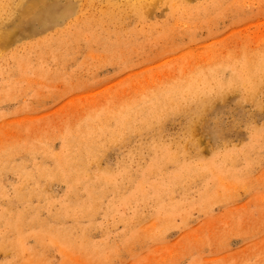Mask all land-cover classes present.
I'll use <instances>...</instances> for the list:
<instances>
[{"label":"rangeland","instance_id":"374dc122","mask_svg":"<svg viewBox=\"0 0 264 264\" xmlns=\"http://www.w3.org/2000/svg\"><path fill=\"white\" fill-rule=\"evenodd\" d=\"M239 7L241 14L225 19L223 32L213 38L202 35L189 49L202 52L209 46H228L234 40L241 41L237 47L244 44L242 41L256 44L264 40V0H245ZM63 27L24 38L3 52L9 53L21 44L39 41L46 35L54 36ZM137 28H141L140 23L133 22L130 30ZM238 36L241 38H235ZM189 49L166 51L159 58L142 64V60H137L136 66L127 70L105 62L108 54L100 47L80 50L63 66L49 60L42 63L44 67L35 66L39 61L33 58L31 69L23 66L0 88V157L7 156L12 165L24 168V178L30 175L33 181L25 180L24 189H34L38 193L30 200L32 206L39 201L44 204L41 212L35 209L27 214V218L43 223L47 220L51 228L62 227L60 233H65L63 239L50 237L44 240L40 236L43 230L47 231L46 227L35 223L22 230L26 242L24 250H0V264H250L264 257V152L251 171L247 162L233 157L235 149L249 143V127L264 124V99L259 109L253 105L241 106L237 97L229 95L224 108L223 105L215 108L209 122L218 132L225 133L224 140L217 132L215 142H208L201 137L202 128L195 130L200 145L198 150L190 153L196 158L197 166L218 160L219 154L231 153L221 159L223 175L209 181L207 190L204 180L186 185V191L181 187L170 191L167 186L161 187L156 194L146 195L144 202L136 203L135 208L141 215L135 219L138 222L126 223L130 213L124 206L127 189L119 192L107 189L96 202V197L92 198L81 189L82 201L95 205V217L78 216L79 219H75L69 215L63 221H57L64 209L63 201L68 202L70 193L67 185L52 172L55 159L64 153L63 147L70 133L78 123L95 115L86 113L98 111L108 102L166 79L165 69L171 62L185 58ZM38 67L44 70L38 72L34 69ZM123 90L126 92L122 93ZM90 99L93 102L86 103ZM248 110L252 114H248ZM188 124L187 118L177 116L160 130L142 136L132 135L122 142L99 148V158L90 156L89 170L94 174L100 171L114 173V184L128 185L129 192L137 188L143 190L145 183L141 174H146L147 167L150 169L153 161H158V154L171 149L173 145L170 144L185 135ZM158 138L166 144L165 148L149 145ZM81 160L87 162L86 157ZM157 163L158 170L153 172L157 176L151 181H163V174L174 171L178 165L175 162ZM38 167L49 170L50 175H37ZM128 172L139 173L133 184L120 176ZM16 179V172L4 170L0 186L2 205L8 203L6 196L13 188L23 187ZM101 184L109 187L107 182ZM41 195L46 200L39 199ZM8 213L15 214L11 210L3 213L1 228H8ZM5 231L10 232L0 229V232ZM48 234L52 236L53 231ZM131 235L137 239H131ZM66 237L72 238L71 246L64 242ZM4 244L5 241L0 239V245Z\"/></svg>","mask_w":264,"mask_h":264},{"label":"bare ground","instance_id":"6f19581e","mask_svg":"<svg viewBox=\"0 0 264 264\" xmlns=\"http://www.w3.org/2000/svg\"><path fill=\"white\" fill-rule=\"evenodd\" d=\"M243 1L245 0H0V88L9 83L12 75L21 71L23 66L31 69L33 58L39 61L35 66L44 67L42 63L45 64L48 60L63 66L80 50L100 47L108 54L105 62L127 70L134 68L137 60H142V64L159 58L166 51L175 52L185 47L189 49L197 43L200 36L213 38L223 32L225 27L222 24L226 22L225 19L239 16L242 12L239 6ZM133 22H139L141 28L130 30ZM57 26L64 27L54 36L46 35L39 41L21 44L9 53L3 52L17 41L44 34ZM220 27L222 28L219 29ZM242 42L244 44L239 47L237 45L241 41L234 40L228 46H209V49L205 48L207 50L202 52L189 49L185 58L171 62L165 69L166 79L108 102L98 111L89 110L91 112L86 114L95 115L78 123L66 140L62 157L55 159L52 173L67 185L70 193L68 202L63 201L64 209L57 221L61 222L69 215L75 219H79L78 216L95 217V205L82 201L81 189L92 198L96 197L95 202L105 195L107 189L115 192L127 189L124 206L130 213L125 222L132 223L141 216L135 208L136 203L144 202L146 195L156 194L161 187L167 186V191L181 187L186 191V185L204 180L207 190L209 181L217 179L215 176H222V160L231 156V153L219 154L216 156L218 160L197 166V160L191 157L190 152L198 150L200 145V139L195 133L198 128H202L201 137L204 140L215 142L214 135L218 131L217 127L210 124V115L215 108L222 105L224 108L229 95L237 97L241 106L262 108L264 40L256 44ZM146 58L149 59L144 60ZM40 67L34 69L41 72L44 69ZM125 92L123 90L122 93ZM91 102L93 99L86 103ZM247 113L252 114L249 110ZM177 116H184L190 124L185 135L170 144L173 145L171 149H162L157 155V162L161 164H178L174 171L163 174V181H151L157 176L153 174L158 170L156 161H153L150 169L147 167L146 174H141L142 182L145 183L142 187L147 188L146 190L137 188L129 192L128 185L114 184V173L90 172L88 161L92 155L99 158V148L122 142L132 135L142 136L153 130H160L167 121ZM249 131V143L244 148L235 149L233 157L247 162V168L251 171L250 168H255L263 156L264 124L252 125ZM217 136L224 140L225 133L218 132ZM149 145L166 147L159 138ZM84 157L87 160L85 163L81 160ZM6 168L16 172L17 184L23 187L13 188V192L6 196L9 198L6 206L0 203V219L8 210L15 213H8V228L0 226V229L10 230L0 232V239L5 241L4 245H0V250L22 252L26 247L22 230L35 223L47 229L42 231L41 239H63L65 233H60L62 227L53 229L47 220L43 223L27 218V214L35 209H38V213L41 212L44 204L39 201L35 207L32 206L30 200L38 193L34 189L26 191L24 188L25 180H33L30 175L24 178L25 169L12 165L4 155L0 157V186L3 184L2 176ZM35 173L50 175L49 170L43 167H38ZM138 174L128 172L127 175L120 176L122 180L133 184ZM102 182H107L109 187L105 188ZM41 198L46 200L42 195L39 199ZM24 206L29 209L26 210ZM50 231H53L52 236L48 234ZM130 238L137 239L134 235ZM64 242L70 246L73 243L72 238L68 237ZM250 264H264V257L259 262Z\"/></svg>","mask_w":264,"mask_h":264}]
</instances>
